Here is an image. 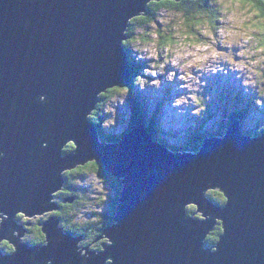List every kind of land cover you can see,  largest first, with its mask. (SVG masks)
I'll use <instances>...</instances> for the list:
<instances>
[{"label":"water","instance_id":"water-1","mask_svg":"<svg viewBox=\"0 0 264 264\" xmlns=\"http://www.w3.org/2000/svg\"><path fill=\"white\" fill-rule=\"evenodd\" d=\"M141 10L143 0H0V151L7 153L0 160V211L56 207L42 209L63 183L58 172L68 162L96 159L122 190L117 223L104 230L113 247L88 264L109 257L115 264H264V135L243 132L237 119L193 154L173 151L141 121L123 140L105 142L85 119L97 91L130 81L120 33ZM40 95L50 102L34 103ZM67 139H76L78 151L63 156ZM210 182L228 194L227 207L202 198ZM188 202L224 221L216 254L202 243L214 220L186 219ZM58 223L53 217L44 225L48 247L18 245L14 256L0 255V264H28L34 252L38 260L81 264L82 237L63 233Z\"/></svg>","mask_w":264,"mask_h":264},{"label":"clouds","instance_id":"clouds-1","mask_svg":"<svg viewBox=\"0 0 264 264\" xmlns=\"http://www.w3.org/2000/svg\"><path fill=\"white\" fill-rule=\"evenodd\" d=\"M143 9L127 18L120 33V46L128 53L130 64L142 67L136 69L130 83H114L96 92L94 107L85 116L90 124L101 131L115 128L118 109L126 104L132 88L141 92L159 90L165 82L176 84L177 91L185 93L172 99L171 108L180 110V115L202 119L211 100L206 95L205 78L213 76L233 77L244 94L253 98L254 106L264 109V0H143ZM30 27L25 21L24 28ZM49 102L46 95L34 100L41 106ZM251 134L264 135V123ZM41 147L47 148L48 143L45 141ZM77 151L76 139H67L60 148L63 156ZM6 155L0 151V160ZM101 171L96 159L74 165L68 162L58 172L63 183L51 191L42 209L56 207L35 213L31 209L17 210L14 216L0 211V255L14 256L21 244L36 247L37 252L48 247L44 225L53 217L58 218L57 227L63 233L82 237L76 245L81 264H88L113 247V240L104 232V207L111 193ZM201 195L220 208L230 203L228 194L211 182ZM183 210L189 220H214L202 243L216 254L226 234L224 221L205 215L196 202L185 203ZM116 223L113 221V226ZM28 264H55V258L38 260L34 252ZM104 264L115 261L109 257Z\"/></svg>","mask_w":264,"mask_h":264},{"label":"rangeland","instance_id":"rangeland-1","mask_svg":"<svg viewBox=\"0 0 264 264\" xmlns=\"http://www.w3.org/2000/svg\"><path fill=\"white\" fill-rule=\"evenodd\" d=\"M205 79L208 80L206 95L210 96L211 100L208 104V111L202 119L192 117L190 114L180 115V110L171 108L172 99L185 94L177 91L176 84L165 82L159 90L147 89L144 92L137 88L135 90L143 97H147L145 100L148 105L147 109L151 115L158 117L159 125L166 132L173 131L179 134L180 137L176 142L178 146L186 142L185 132L188 135L190 131L194 133L200 131L205 137L210 138L212 135L219 134L223 129L227 130L231 118L236 114L242 115L243 132L254 133V129L264 123V109H257L254 106L253 98L244 94L239 82L233 77L213 76ZM130 99L129 95L126 104L118 109L117 126L105 132L122 135L130 128V120L133 115ZM184 111L190 113V109ZM193 123L197 126L193 127ZM251 136L255 135L251 134ZM107 188L111 195L104 207V213L108 211L111 205L110 199L114 195L113 190L108 186ZM78 190L84 191L83 189Z\"/></svg>","mask_w":264,"mask_h":264},{"label":"trees","instance_id":"trees-1","mask_svg":"<svg viewBox=\"0 0 264 264\" xmlns=\"http://www.w3.org/2000/svg\"><path fill=\"white\" fill-rule=\"evenodd\" d=\"M140 67L142 66L132 65L131 67L132 72L134 73L136 69ZM133 73H132V76H133ZM128 83H130V81ZM135 89L136 88H132L131 93H130L131 108L133 111V115L130 120V128L126 132H124L122 135H115V134L107 133L105 131L100 130L102 141L119 142L123 140L124 136L127 134V132H129L133 128L135 123L138 121H141L144 123L146 128L149 130V132L154 136L156 140L162 142L164 145L170 146V148L173 151L175 152H179V151L180 152H198L199 151V149L203 145V141L207 138L203 135L202 132L199 131L198 133H194L190 131L188 135H186V132H185L184 138L186 142L183 145L178 146L176 142L178 138L180 137L179 134L173 131L166 132L163 129V127L159 125L158 117L151 115L149 109H147L148 105L145 102V100H147V97L146 98L143 97L139 92H136ZM237 119H239L240 122H242V115L241 114L234 115L230 120L229 126L233 123V121ZM228 127H227V130H228ZM227 130L223 129L221 132H219V134H216L215 136L216 137L224 136L227 133ZM245 133L251 135V133L249 132H245ZM215 136L212 135L211 137H215ZM100 166L102 169L100 174L101 176H104L107 179L108 181L107 186L113 190V194H114L110 199L111 205L108 211L103 214V218L105 221V224H104V230H105L107 227L113 225L112 222L114 221V217L117 212V206H118V202L120 198V193L122 190V182L121 180L109 174L101 164ZM73 190L76 191L78 189H73Z\"/></svg>","mask_w":264,"mask_h":264}]
</instances>
